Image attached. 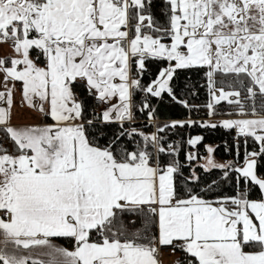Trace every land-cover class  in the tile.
<instances>
[{"label": "snow or ice", "instance_id": "snow-or-ice-1", "mask_svg": "<svg viewBox=\"0 0 264 264\" xmlns=\"http://www.w3.org/2000/svg\"><path fill=\"white\" fill-rule=\"evenodd\" d=\"M180 72L202 75L209 116L240 117L199 124L243 142V163L239 142L226 164L206 147L219 180L185 176L158 135L196 121L131 127L137 93L149 122V97L195 107ZM21 107L34 123H13ZM262 158L264 0H0V264H160L166 247L175 264H264Z\"/></svg>", "mask_w": 264, "mask_h": 264}, {"label": "trees", "instance_id": "trees-1", "mask_svg": "<svg viewBox=\"0 0 264 264\" xmlns=\"http://www.w3.org/2000/svg\"><path fill=\"white\" fill-rule=\"evenodd\" d=\"M159 4V0H157ZM157 72L155 65H149L148 70L144 73L142 78V83L147 85L155 78ZM188 79L185 73L180 72L178 77L174 81V86L177 89L178 97L186 100L190 105H194L191 110L182 107L180 104L174 103L166 95L163 99L157 98H148V103L155 109V119L151 122L148 120L147 111L141 112L139 109L144 102L145 96L143 93H137L134 97V113L136 119L131 123V127H135L138 131L144 133L156 132L159 127H163L166 123H171L174 120H188L191 119L197 123L188 127L187 125L183 128H167L163 133H158V135L164 137L165 146L169 143L174 146L179 147V155L176 157L183 166L184 175L187 176L192 170H195L196 173L201 177L202 181L219 180L221 176V171L216 169L211 172H205L201 167V158L204 156L207 151L206 147L211 146L215 149L213 155L219 160H224L226 163L229 161L235 162L236 149L235 145L239 142L241 143L240 157L239 162L243 163V142L242 140L237 139L236 133L234 130H228L223 127H200L199 124L209 123L217 124L220 122L214 121L209 122L210 119L214 118H228L235 117V115H229L232 112V108L226 103L222 102L221 105L217 106V113L213 116L208 115L207 108L204 105L207 102V92L206 89L201 87L204 83L202 75L196 73H189ZM187 84V87L185 86ZM86 95V94H85ZM83 99V96L81 97ZM92 98H88V110L92 105ZM117 126H112L111 130H114ZM129 127V125H125ZM235 135L232 137V135ZM201 136L203 141L197 148L193 149L187 144L189 137ZM258 150V145H255L252 141L248 142L247 149L252 151L253 149ZM190 152H196L197 158L192 161H187L185 159L186 154ZM258 171L261 175H264V158L260 160ZM56 243L61 244L65 247L68 246L67 241L57 240ZM166 249H170L167 248ZM177 257L176 261L180 258V253L176 252Z\"/></svg>", "mask_w": 264, "mask_h": 264}, {"label": "crops", "instance_id": "crops-1", "mask_svg": "<svg viewBox=\"0 0 264 264\" xmlns=\"http://www.w3.org/2000/svg\"><path fill=\"white\" fill-rule=\"evenodd\" d=\"M3 50H4L5 53H7L9 51V49H8V47L6 45L3 46ZM17 87H19V86H17ZM16 96H17V99L19 100L20 93L17 92ZM21 109H24V108L21 107V108H17L15 110L16 111V115L14 116L13 123H16V124H20V123H34L35 121L31 118L33 114H31L28 110H26L28 114L25 117H21L20 116L21 115V112H20ZM101 110H102V108H101ZM17 115H18V117H17ZM237 118H240V117L235 116V117L216 118V119H218L217 120L218 122H221V121L226 120V119H237ZM234 132H235V130H234ZM176 257H177V254L173 253L171 251V249L162 248L161 251H160L158 259L160 261V264H175Z\"/></svg>", "mask_w": 264, "mask_h": 264}, {"label": "rangeland", "instance_id": "rangeland-1", "mask_svg": "<svg viewBox=\"0 0 264 264\" xmlns=\"http://www.w3.org/2000/svg\"><path fill=\"white\" fill-rule=\"evenodd\" d=\"M115 102V101H114ZM101 109V108H100ZM20 112H21V117H25L28 113H27V111H26V109L24 108V109H21L20 110ZM17 117H18V115H17ZM218 119H216V118H214V119H210L209 120V122H214V121H217ZM220 121V120H219ZM153 132H151V133H147L148 135H151ZM146 134V133H145ZM209 147H211V146H209ZM188 152H190V151H188ZM208 156V153H206L204 156H202V158H201V164L203 165L204 163H205V158ZM213 158H214V160L216 161V163H218V164H226V162L224 161V160H219V159H217V158H215L214 157V155H213Z\"/></svg>", "mask_w": 264, "mask_h": 264}, {"label": "built area", "instance_id": "built-area-1", "mask_svg": "<svg viewBox=\"0 0 264 264\" xmlns=\"http://www.w3.org/2000/svg\"><path fill=\"white\" fill-rule=\"evenodd\" d=\"M95 105H96V102L93 101L91 107H90L89 110H88L89 113H91V111L93 110V108L95 107ZM95 110H96L97 112L101 111L100 108H96ZM234 136H235V135L233 134L232 137H234Z\"/></svg>", "mask_w": 264, "mask_h": 264}]
</instances>
